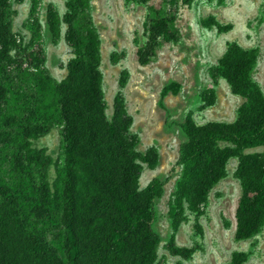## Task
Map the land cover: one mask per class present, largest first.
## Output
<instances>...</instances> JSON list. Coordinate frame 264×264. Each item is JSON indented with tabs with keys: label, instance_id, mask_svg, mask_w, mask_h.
Wrapping results in <instances>:
<instances>
[{
	"label": "trees",
	"instance_id": "1",
	"mask_svg": "<svg viewBox=\"0 0 264 264\" xmlns=\"http://www.w3.org/2000/svg\"><path fill=\"white\" fill-rule=\"evenodd\" d=\"M22 1L0 0V264H165L153 224L156 201L170 177H154L141 187L143 164L155 168L159 152L156 147L137 150L140 139L131 132L134 119L123 93L127 70L120 77L113 115H107L92 0H66L63 16L54 4L46 7L53 42L60 40L65 24L64 39L73 53L60 81L46 67L42 0H31V37L26 40L13 30L12 5ZM170 2L166 14L148 6L146 42L137 51L142 65L161 41L179 37L178 6ZM216 26L227 31L232 25ZM257 58V48L228 42L213 68L214 76L225 78L232 92L245 99L235 121L199 125L189 117L182 124L186 140L176 162L182 175L169 207L172 255L190 258L197 251L176 243L185 211L197 212L206 203L232 157L239 159L242 187L235 238H251L264 228V151L243 152L264 146V92L252 76ZM179 90L180 84L171 82L161 95ZM56 125L62 132V163L33 146ZM247 259L248 253L235 251L229 264Z\"/></svg>",
	"mask_w": 264,
	"mask_h": 264
},
{
	"label": "rangeland",
	"instance_id": "2",
	"mask_svg": "<svg viewBox=\"0 0 264 264\" xmlns=\"http://www.w3.org/2000/svg\"><path fill=\"white\" fill-rule=\"evenodd\" d=\"M178 14L175 26L176 41H161L150 62L138 61V48L145 44L144 24L148 6L169 12L170 0H148L146 4L126 0H92L93 18L101 36L103 90L107 115H113L114 101L120 90L119 81L124 70L128 81L123 89L126 106L134 122L131 132L139 136L137 150L146 152L156 147L159 163L155 168L143 164L141 187L154 177H170L163 194L156 201L154 230L161 238L159 258L165 264H229L235 251L248 253L245 264H264V228L245 240H236V210L242 193L237 176L239 159L230 158L227 172L209 193L199 211H185V220L176 236L182 247H197L190 258L172 255L167 245L172 234L169 215L170 201L182 175L177 166L180 144L186 140L182 124L191 117L197 124L210 121L233 122L245 99L232 92L227 80L214 76L213 68L226 51L228 42L244 48H257V65L253 79L264 92V0H175ZM41 23L44 30L46 67L58 81L67 75L73 57L64 39L63 25L60 40L53 42L46 21V7L54 4L63 16L66 0H42ZM31 0L12 5V26L19 37L29 39ZM216 22L232 25L221 31ZM114 59L117 60L115 62ZM178 82L177 94L162 97V88ZM33 146L44 150L55 162H63L61 126L56 125L45 135L33 140ZM264 146L248 147L244 153L263 152ZM54 175V166L51 168Z\"/></svg>",
	"mask_w": 264,
	"mask_h": 264
}]
</instances>
